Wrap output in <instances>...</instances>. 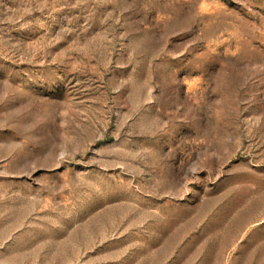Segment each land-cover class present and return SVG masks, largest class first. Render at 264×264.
Masks as SVG:
<instances>
[{
  "label": "rangeland",
  "instance_id": "374dc122",
  "mask_svg": "<svg viewBox=\"0 0 264 264\" xmlns=\"http://www.w3.org/2000/svg\"><path fill=\"white\" fill-rule=\"evenodd\" d=\"M0 264H264V0H0Z\"/></svg>",
  "mask_w": 264,
  "mask_h": 264
}]
</instances>
